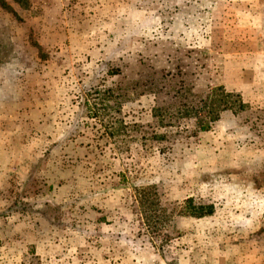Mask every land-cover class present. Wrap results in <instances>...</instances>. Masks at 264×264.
Listing matches in <instances>:
<instances>
[{
  "label": "rangeland",
  "instance_id": "rangeland-1",
  "mask_svg": "<svg viewBox=\"0 0 264 264\" xmlns=\"http://www.w3.org/2000/svg\"><path fill=\"white\" fill-rule=\"evenodd\" d=\"M8 3L0 264H264V0Z\"/></svg>",
  "mask_w": 264,
  "mask_h": 264
},
{
  "label": "trees",
  "instance_id": "trees-1",
  "mask_svg": "<svg viewBox=\"0 0 264 264\" xmlns=\"http://www.w3.org/2000/svg\"><path fill=\"white\" fill-rule=\"evenodd\" d=\"M14 1H18V0H14ZM0 4L3 7H8L12 9L8 3V0H0ZM218 95H220L219 98ZM206 96H207L206 98L201 100V102H203L201 109L204 110V108L207 107L208 111L205 112V115L204 113L201 112H197L196 114L199 123L198 127L201 131H208L211 123L219 119L221 111L230 109L233 111L235 110V112H237V110H242L245 109L246 107V104L243 102V100L240 98L239 95L231 92H226L225 88L222 86L213 89L212 92L207 94ZM235 96H237V99L234 102H231L230 98ZM201 114L203 115L202 117ZM203 117H207V120H204ZM137 193H138L137 196L138 201L141 207L143 208V212L148 214L149 211H152L154 212L155 216L158 217V219L160 216L165 214L166 209L162 208L160 205V200L157 193V187L147 186V187L138 188ZM193 204H194V200L192 198H189L187 200V206L191 207V205ZM192 207H193L192 210L187 212V214L196 217H204V216L212 215L215 210L213 204H209V205L198 204ZM163 218L164 219L162 220V222L163 221L167 222L168 220L171 219V216H167Z\"/></svg>",
  "mask_w": 264,
  "mask_h": 264
}]
</instances>
